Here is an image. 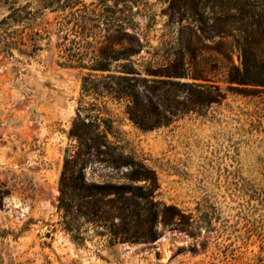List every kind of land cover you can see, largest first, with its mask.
<instances>
[{
    "label": "rangeland",
    "instance_id": "1",
    "mask_svg": "<svg viewBox=\"0 0 264 264\" xmlns=\"http://www.w3.org/2000/svg\"><path fill=\"white\" fill-rule=\"evenodd\" d=\"M126 5L139 24L143 49L132 59L141 69L180 62L177 80L195 96L217 87L222 97L142 129L128 119L126 98L97 95L96 83L84 92L88 70L58 64L70 43L41 0H0V264H264V85L227 82L244 56L264 77V0ZM14 10L24 18L1 23ZM91 44L74 46L89 53ZM155 86L148 97L166 107L188 90ZM95 128L151 180L129 181L128 168L105 162L111 148L95 149ZM78 168L85 185L152 187L153 221L147 202L128 192H71Z\"/></svg>",
    "mask_w": 264,
    "mask_h": 264
},
{
    "label": "trees",
    "instance_id": "2",
    "mask_svg": "<svg viewBox=\"0 0 264 264\" xmlns=\"http://www.w3.org/2000/svg\"><path fill=\"white\" fill-rule=\"evenodd\" d=\"M41 1L43 9H48L57 15L56 25L61 33V39L70 43V46L64 47V52L67 53L62 55L63 61L58 64L65 67H78L88 70V73L82 78L84 88L82 89L84 92H88L85 88L90 83H96L97 85L100 84L102 89L101 93L95 92L97 95L102 96V93H104L110 99L117 101L121 98H126L128 103L125 113L128 119L136 126L142 129H152L159 124L166 125L177 112H185L197 106L216 102L222 97L221 91L217 87L207 90L206 95L203 97L195 96L193 93L195 88L192 84L177 80V78L184 76L180 62L161 64L156 67H151L148 64L144 65V69H141V64L136 63L132 59L141 52L143 45L140 39L139 24L134 18L132 8L126 4L136 5L137 0H95L88 4L80 0ZM15 11L4 17L1 23L5 24L9 20L20 21L21 18H24L16 15ZM99 27H103L104 35L95 31ZM89 39L94 42V46L91 44L90 52H76L78 47L74 45H78L80 40L90 45ZM84 53L89 55L85 57ZM97 73H101V78L95 75ZM103 73L105 75H102ZM142 73L154 78L143 77ZM160 76L167 79H155ZM263 78L260 77L258 71H254V59L249 61L244 56L240 70L229 71L227 82L237 85H264ZM157 83L168 84L177 88L181 86L187 87L188 90L184 100L178 106L174 105L172 107H166L159 101L154 102L148 97V94H154V90L157 89L155 86ZM93 88H98V86L93 85ZM76 114L80 116L79 109L76 110ZM83 119L88 120L87 123L90 120H98L105 124L107 130L111 128L108 120L98 116L91 117L89 114H85ZM96 130L97 128L89 131L91 133L89 138L93 140L95 149L100 151L101 145L111 148L109 152H105L108 156L105 162L112 167L128 168L130 175L127 179L129 181L141 179L148 182L151 180L150 171L144 165L132 161L127 155L118 152L116 147L105 139V132ZM75 136L78 140L82 138L77 134ZM66 161L69 162V159H66ZM64 175L65 166L61 178ZM69 179L71 192L82 190L86 196L94 199L102 198L108 194L120 195L123 192H128L132 197L147 202L148 207L145 210L150 216L148 220L152 222L154 219L152 206L155 205V201L152 197V187L127 184L85 185L80 174V168L73 171ZM62 186L63 183L60 181V188ZM60 192H63L62 189H60ZM139 215L140 213L137 212V216ZM180 216L186 218L184 214Z\"/></svg>",
    "mask_w": 264,
    "mask_h": 264
}]
</instances>
